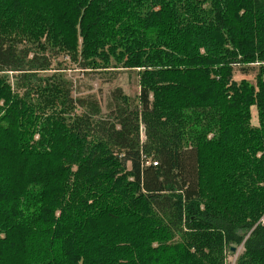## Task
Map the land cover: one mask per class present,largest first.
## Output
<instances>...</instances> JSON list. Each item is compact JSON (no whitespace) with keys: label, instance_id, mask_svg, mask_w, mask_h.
Segmentation results:
<instances>
[{"label":"trees","instance_id":"obj_1","mask_svg":"<svg viewBox=\"0 0 264 264\" xmlns=\"http://www.w3.org/2000/svg\"><path fill=\"white\" fill-rule=\"evenodd\" d=\"M74 70L139 93L103 109ZM242 243L264 264V0H0V264H225Z\"/></svg>","mask_w":264,"mask_h":264},{"label":"rangeland","instance_id":"obj_2","mask_svg":"<svg viewBox=\"0 0 264 264\" xmlns=\"http://www.w3.org/2000/svg\"><path fill=\"white\" fill-rule=\"evenodd\" d=\"M240 67H236V71L234 73V79L238 82H240L243 79H246L248 83H252L253 85H256V73H250L248 75H244L241 72H239ZM133 73V72H132ZM129 74L128 72H124L120 75L119 80L114 83H103L99 79H97V76L94 75H88L86 73H83V71L80 70H74L69 71L67 74V77L74 81L75 88L78 90L80 89V94H75V97L87 95V94H95L99 100L100 105L103 109H105L107 96L110 93V91L114 88L121 87L124 91V93L132 98L136 99L137 95L139 93V85H140V79L139 74L137 72H134L133 74ZM78 95V96H77ZM252 125L254 127H257L259 125L258 122V115L257 110L252 109ZM143 127V126H142ZM141 127V139L142 141H145V130ZM212 135L208 136V139L211 138ZM236 178L240 180L241 183L244 182V180L240 179L239 175H236ZM242 178V177H241ZM247 238V235H246ZM243 243L239 245H232L231 251L229 252L227 250L226 252V259L225 264H236L238 257L241 256L244 253V246H242ZM232 248L235 250L232 251Z\"/></svg>","mask_w":264,"mask_h":264},{"label":"water","instance_id":"obj_3","mask_svg":"<svg viewBox=\"0 0 264 264\" xmlns=\"http://www.w3.org/2000/svg\"><path fill=\"white\" fill-rule=\"evenodd\" d=\"M235 249L234 248H232V251H234Z\"/></svg>","mask_w":264,"mask_h":264}]
</instances>
